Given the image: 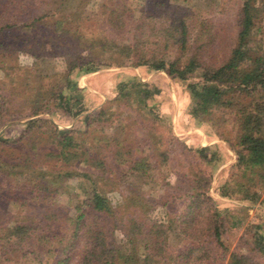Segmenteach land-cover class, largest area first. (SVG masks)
Masks as SVG:
<instances>
[{
	"label": "trees",
	"instance_id": "16d2710c",
	"mask_svg": "<svg viewBox=\"0 0 264 264\" xmlns=\"http://www.w3.org/2000/svg\"><path fill=\"white\" fill-rule=\"evenodd\" d=\"M151 1L77 0L67 12L71 0H0V49L31 58L28 71L0 69V126L24 120L16 137L0 136L13 147L0 154V204L11 207L0 209V264H262L259 224L246 226L233 249L222 243L226 223L241 224L230 207H242H222L209 188L221 143L233 160L219 197L264 209V0H154L150 12ZM47 65L53 74L41 70ZM113 68L182 85L188 129L217 143L175 137L171 116L151 103L160 89L135 75L99 107L73 95L76 75ZM44 75L46 84L27 87ZM52 117L69 122L59 129ZM164 166L177 186L163 171L151 175ZM125 177L148 188L123 185L120 213L108 193ZM70 181L75 192L65 188ZM156 189L178 192V215L151 216L170 206L152 200ZM59 194L64 203L53 201ZM171 227L179 246L167 255Z\"/></svg>",
	"mask_w": 264,
	"mask_h": 264
},
{
	"label": "rangeland",
	"instance_id": "374dc122",
	"mask_svg": "<svg viewBox=\"0 0 264 264\" xmlns=\"http://www.w3.org/2000/svg\"><path fill=\"white\" fill-rule=\"evenodd\" d=\"M72 6L68 4L66 7L67 12L71 11L70 8L74 7L78 2L77 0H71ZM163 6H165L167 3L166 2H161ZM85 7L88 8V4H85ZM158 8V1H151L149 4V11L153 12L155 9ZM92 9V8H89ZM232 21V18H230L227 22L230 24ZM91 23L94 25V27L97 29V23L95 20H92ZM8 35L5 37L7 38ZM0 43L2 45H6V42L4 40H1ZM17 47H11L10 49L7 50H1L0 49V69L1 68H8V67H17L19 65L22 66L23 71H28L30 68V61L31 58L29 57L30 54H21L19 53L18 50H16ZM41 70L43 72H47V74H53L54 67L52 65H47V66H42ZM44 73V74H45ZM136 76L137 78L141 79L142 81H149L151 82L154 86L158 87L161 91L160 95L158 97H155L151 103L157 106V110L162 114L166 113L167 115L171 116L169 119V124L171 125V132L175 137H180L184 141H187V144H196L200 146H208L213 143H217L216 140H213L210 135L204 134L200 129L193 128V129H188V117L183 114V109L186 106L187 103V98L184 94V87L180 85L177 82L170 81L163 73L156 72L153 74H143L142 72L138 70H125V69H107V70H101L92 74L88 75H82V76H75V82L77 86L76 91H72L73 95L76 96H81L83 101H87V105H89V102L91 103V107H96L103 102L107 101L108 99H111L113 95L115 94V85L119 81H126L131 78V76ZM60 76V75H58ZM57 76V77H58ZM57 77L55 79H57ZM74 78V77H73ZM1 80V79H0ZM47 78L46 76H42L41 78H35L32 77L29 79V83L27 85L28 88H38L46 84ZM114 105H112L113 108ZM114 114H117L114 110ZM50 120V116H47ZM78 117H76L72 123H69L71 126L72 125H79ZM53 123L57 125V127L60 129L63 127L66 122H69L68 120H64L66 118L62 119H54L52 117ZM14 124H11L7 127H2L0 126V136L3 139H8V138H14L16 135L22 130L21 128V123H23V119L20 118V120L17 119H12ZM70 126H67L69 128ZM166 127V126H165ZM188 130V131H187ZM160 131V130H159ZM163 132V131H162ZM11 138V139H12ZM143 136L140 137L138 136L136 139L137 144L139 145H146L145 142H143ZM214 141V142H212ZM6 148L2 144H0V154L4 155L8 152H10L13 147L9 146ZM216 150H218V153H220V159H219V165L217 168L213 171L212 174V182L209 188V195L215 199L216 201H220L224 205H221L222 207L229 205L228 203H232L233 205L242 207L240 208H231L230 207V213H233V216L238 217L240 220V225H238L236 228H232L228 223H226L223 235L221 236V241L222 243L229 248V250L233 249L235 245L241 240V236L244 235V228L247 226L251 225H260V229H257V232L262 233L264 235V209L261 210V212H257L258 205H254L252 207L237 203L232 200H226L222 199L219 197L218 192V187L219 185L224 181L229 178V175L227 173V170L229 169V163L233 160V157L230 152H228L225 149V146L223 144H219L216 147ZM112 151V150H111ZM176 165H182L184 171H188V166L187 164H176ZM163 171L166 181L170 183V185L175 186L176 184L174 183V179H169L171 173H170V167L169 166H164L161 167V171L159 168H156V173L151 174L153 178L158 179L160 177L161 172ZM193 172V171H192ZM128 182L129 186L134 188L138 187L140 188V191L142 189L148 188L147 186L144 185L140 186V183L138 182V179H128L124 178L122 180H118L116 183V186L113 187L114 190H111L110 193H108L109 199L111 206H118L119 212L125 213V209H123V205L121 206L120 204L122 203L121 193H126L127 188H123V185H126ZM177 186V185H176ZM182 187V186H179ZM65 188L70 191V192H75V184L74 181H70L65 184ZM177 191L174 190H167V191H162V189H156L155 190V196H152V200L156 202L157 200L160 201H167V203L170 205L169 206V211L167 209H161V208H155L154 210H151V216L154 217L157 220H161L165 218V215H173L176 214L178 215L180 211L182 210V202L181 199H176L174 197L176 196ZM128 195V194H124ZM123 195V197H124ZM62 194L56 195L53 201L56 203H64L63 198H61ZM0 209L1 211H10L11 207L10 204L8 203H1L0 204ZM220 207V208H222ZM244 207V208H243ZM64 208L67 213H70V208L67 205H64ZM224 209H227L224 208ZM245 211H244V210ZM164 211V212H163ZM166 211V212H165ZM233 211V212H232ZM127 217V216H125ZM137 218V217H136ZM179 236H178V230H176L174 227H171V229L168 231L167 234V255H172L176 248L179 246ZM208 257H211V254H208ZM194 258V256H192ZM219 256H217V259ZM187 264H203L200 261L196 260L193 262H187ZM262 264H264V259L261 261Z\"/></svg>",
	"mask_w": 264,
	"mask_h": 264
},
{
	"label": "crops",
	"instance_id": "0c3cea01",
	"mask_svg": "<svg viewBox=\"0 0 264 264\" xmlns=\"http://www.w3.org/2000/svg\"><path fill=\"white\" fill-rule=\"evenodd\" d=\"M212 142H214V141H212Z\"/></svg>",
	"mask_w": 264,
	"mask_h": 264
}]
</instances>
